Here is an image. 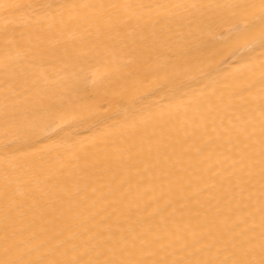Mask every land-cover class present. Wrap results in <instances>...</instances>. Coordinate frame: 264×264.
Wrapping results in <instances>:
<instances>
[{
	"label": "bare ground",
	"instance_id": "1",
	"mask_svg": "<svg viewBox=\"0 0 264 264\" xmlns=\"http://www.w3.org/2000/svg\"><path fill=\"white\" fill-rule=\"evenodd\" d=\"M239 2L0 0V262L259 259L264 47L237 32L260 20L217 7Z\"/></svg>",
	"mask_w": 264,
	"mask_h": 264
},
{
	"label": "snow or ice",
	"instance_id": "2",
	"mask_svg": "<svg viewBox=\"0 0 264 264\" xmlns=\"http://www.w3.org/2000/svg\"><path fill=\"white\" fill-rule=\"evenodd\" d=\"M208 5H197L191 4L189 7H207ZM217 7H231L238 9L243 15H255L258 9L259 14V25L254 22H249L243 29H239L237 32V37L245 35L248 33L255 32L257 28L260 32L261 37V47H264V0H259V4L255 3L254 0H243V2L217 5ZM235 19V17H233ZM262 237H264V232H262ZM247 250L242 249V254H234L236 258L225 259L223 261L215 260H187V261H150V260H118V259H84L83 256L74 257L69 260H62L56 258H49L47 256L33 260V261H19V260H6L0 262V264H264V243L261 244L259 259H247Z\"/></svg>",
	"mask_w": 264,
	"mask_h": 264
}]
</instances>
